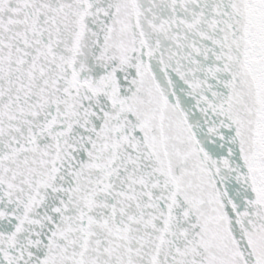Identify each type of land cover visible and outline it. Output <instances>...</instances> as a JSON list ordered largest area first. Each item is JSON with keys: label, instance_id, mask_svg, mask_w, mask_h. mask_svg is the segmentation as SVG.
Returning <instances> with one entry per match:
<instances>
[{"label": "snow or ice", "instance_id": "1", "mask_svg": "<svg viewBox=\"0 0 264 264\" xmlns=\"http://www.w3.org/2000/svg\"><path fill=\"white\" fill-rule=\"evenodd\" d=\"M0 264H264V0H0Z\"/></svg>", "mask_w": 264, "mask_h": 264}]
</instances>
